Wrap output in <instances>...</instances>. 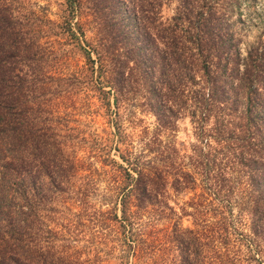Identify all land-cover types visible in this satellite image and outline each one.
Segmentation results:
<instances>
[{
  "label": "trees",
  "instance_id": "16d2710c",
  "mask_svg": "<svg viewBox=\"0 0 264 264\" xmlns=\"http://www.w3.org/2000/svg\"><path fill=\"white\" fill-rule=\"evenodd\" d=\"M45 1L0 0V264H160L170 186L173 264H264V0Z\"/></svg>",
  "mask_w": 264,
  "mask_h": 264
},
{
  "label": "rangeland",
  "instance_id": "374dc122",
  "mask_svg": "<svg viewBox=\"0 0 264 264\" xmlns=\"http://www.w3.org/2000/svg\"><path fill=\"white\" fill-rule=\"evenodd\" d=\"M46 2L45 0H31V4L32 7L37 8V4L36 3H43ZM50 9L52 11L51 16H55V12L59 11V8L57 6V4L55 2H51L50 3ZM255 4V5H254ZM254 5V6H252ZM260 2L259 0H247L246 2H241L240 3V7L243 8V14H245V11H249L252 10L254 8L260 9ZM255 21V20H254ZM247 25H250V22L247 23ZM249 27V26H248ZM251 27V31L249 32V34L245 35V39L246 40H251L253 39L252 37L256 34V32L259 31V27L258 26H250ZM81 61H79V64L82 62V58L80 57ZM102 113V112H101ZM105 116V115H104ZM102 115H97L95 117L96 122L94 123V126L96 128H98L99 130H103L104 128L108 127L107 126V119L106 117H104ZM141 116L144 117V120L146 122H149L153 119V116L150 114H141ZM176 139L177 142H181V143H188L189 140L192 139L191 136V126L190 123L188 121V119H183L180 120V122L178 123V129L176 131ZM104 181L101 180L99 182V189L104 190ZM199 186V185H197ZM201 191V189L199 187L196 188H189V187H180L175 189L174 187L170 186L169 187V191H168V203L169 205L173 206L175 211L177 212V214H169V216H165L164 218H155L152 222H153V229L157 230V235H159V241H160V253H162V257H164V259L161 261L160 264H173V256L175 254V249L173 248V246H171L170 244V237H168L171 232H173V228H174V223L176 225L175 221L179 222V226H189V227H195L194 225V219L193 216L191 214V212L193 211V207L191 206V204H193L194 201H196L197 196L195 194V192H199ZM100 192V191H99ZM99 195H96L94 197H92V201H94V203H96V205H101L100 198ZM103 207L104 206V202H102ZM183 207L186 212H189V214H185L183 213L184 210H182L181 208ZM168 210V209H167ZM176 215H178V217H175ZM195 218V216H194ZM164 235V236H163ZM90 249V247H89ZM90 255L92 256L93 251L90 250ZM119 264L117 259H104V257H101V260L95 261L92 264Z\"/></svg>",
  "mask_w": 264,
  "mask_h": 264
}]
</instances>
